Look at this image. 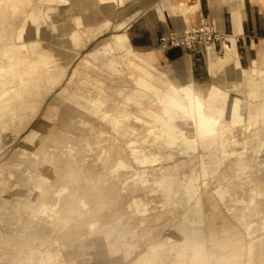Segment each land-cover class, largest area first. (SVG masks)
Instances as JSON below:
<instances>
[{"label":"rangeland","instance_id":"374dc122","mask_svg":"<svg viewBox=\"0 0 264 264\" xmlns=\"http://www.w3.org/2000/svg\"><path fill=\"white\" fill-rule=\"evenodd\" d=\"M92 1L69 0L65 4L54 6L52 10H49V16L45 25H43L45 35L40 36V10L33 0H0V67L3 66L2 68L7 69V65L10 64L11 58L5 53V48H7L8 53L14 56L20 63L18 68L20 71L13 67L15 69L14 79L22 80L23 83L17 92H9L0 100V264H53V260H55L54 264H193L198 260V256L193 254L194 250L164 253L161 258L148 257L160 247L157 244H161L163 248H170L174 246L173 243L175 241H180L184 239L186 234L192 233L191 229L185 228L184 230L181 226V217L168 222L167 216L164 217L162 215L158 216L154 222L142 226L135 224L133 222L134 219L129 222H118L114 225L115 235L107 237L106 242H104L103 235L106 233V229L102 226L101 232L95 233L92 236L83 234V236L79 237L83 232L82 229L73 228L70 230L72 236L64 241L57 239L43 245L41 240L36 238L32 243L26 241V243L15 244L16 239L33 232V228H31L32 223L27 220L32 219L31 216H28L29 213H37V207L32 206L31 202L40 203L37 195L28 194L24 196V193L30 192L31 187L27 177L39 175L40 169L32 162L34 160H30V152L25 150L26 148L22 146V143L35 128L42 127H49L55 131L57 129L59 134L58 136L49 135L52 131L49 130L48 135H36L34 137L36 144L43 141L59 145L90 144L109 147L110 142H104L103 139L110 140L114 137L117 138V144L115 145L117 149L121 147V143H128L130 156L136 164V170L133 173L136 177L138 175H146L148 169L144 167L151 165L143 163V160L146 163L154 160L157 164L154 168L163 170V167L169 166L177 158L189 156V149L195 147V151L193 150L192 152V164H190L193 168V173L198 175V177L194 180L192 193L189 194L193 196V199L183 200V206L186 205L193 209H198L200 206L206 208L208 213L206 226L210 222L209 216H212L214 219L213 228L220 236L224 227L227 226L231 229V234L235 235L237 239L241 240L243 238V246L239 247V249H224L223 247L213 246V243L209 241L211 246H208L209 248L204 247L206 249L202 250L204 251V255L207 256L206 264H232V259L238 258V252L242 254L241 257L243 258L242 260H245V264H248L249 257L247 252L249 240L250 237L257 236L258 231L251 230V233L247 231L242 221H235L232 218L231 211L240 205L241 210L246 211L247 207L245 203L249 205L250 209L261 208V198L257 197V195L263 193L252 191V184L248 181L247 177L239 178L240 183H245L244 190L239 189L235 185L231 187V175L227 173L230 170L228 166L234 162H241L244 165L260 162L264 166V117L258 120L256 124L254 119L248 118L249 112L252 109L251 104H247L243 110L242 103L236 100L232 105H222L214 102L209 109H203L205 107L203 104L196 105V108L203 109L200 113L202 116L208 114L210 118L200 119L199 121L194 120L192 123H189L190 120L187 119V116H189L187 112L190 111L188 108L184 110V107L181 108L182 111H179L178 115L184 116L186 120L178 119L173 123V126L172 118H169V114L160 113L163 118L161 120L157 119L160 122L159 127L143 118L139 120L133 119L132 115L134 113H138L140 117L142 116L134 106L122 103V98L131 89L130 86L135 85L139 92L147 96L148 94L151 96L153 94L149 99L156 101L158 96L162 97L166 95V90L160 87L145 88L144 79L135 73L134 65L132 64L135 55L130 51L125 54V51H121L120 46L113 42L108 41L95 52H92L96 60L93 61L94 63H86L87 55L85 54L88 51L93 50L107 40H111L114 34H120L116 33L118 29L114 26L115 21H113V24L105 33L93 40L85 49H79L70 44L68 34L66 33L74 27V24L70 23V16L82 13L79 5L73 4L81 2L89 4ZM21 3L23 4L20 5ZM92 4L94 3L92 2ZM28 7H32L30 12L27 11ZM84 11L85 15H82L83 18L89 20L87 22L84 20L85 24L87 26L98 24L100 29L96 31V34L102 32L106 27V23L102 25L99 23L101 19L105 18L100 7L94 4L90 9L84 8ZM23 13L26 14L25 18L23 17ZM40 41L53 49L63 66L68 65L64 71L66 74L65 80L48 97L36 118L34 117L37 115V111L35 114L32 113L35 115L33 118L26 111H22L24 117L30 116L26 119L10 118L8 120L6 119L8 116H21V114L14 113L12 115L3 112V109H1V106L4 104L3 102L8 101L10 97H19L21 99L20 93L25 88H27V91L30 90V92L34 93L33 89L29 87L31 82L28 78L33 72L35 62L22 55L23 50L21 49L30 47L32 42L39 43ZM45 54L56 59L51 52H45ZM127 57L131 60L129 61ZM95 62L98 68H96ZM103 63H107L108 71H110L109 69H113L116 73L113 72L110 75L109 72L103 69ZM121 65H125L128 71L120 72ZM222 73L224 72L217 73V78H215L216 76H210L205 82H214L216 79L220 80L221 75H223ZM128 75L135 77L134 82L127 80ZM225 85H229L228 80H226ZM36 88L38 87L36 86ZM124 89L126 90L125 94ZM231 93L233 96H238L246 102L247 95L245 91H237L235 89ZM218 94L219 92L214 90L211 96L209 95L208 100L218 101ZM97 96H101L102 98L103 107L100 110H103V112L114 113L113 109L118 107L124 108L123 106L126 107L124 109L129 111L130 117L125 122V126L128 128L127 134L125 133L126 130H123L126 135L121 130L109 128L107 125L108 120L76 118L77 113H87L96 108L92 100ZM210 97L214 98L210 99ZM216 97L218 98L216 99ZM107 100H112V102L108 103L106 102ZM153 104H157L156 106H159L162 111L165 109V106H168V104H159L158 102ZM100 106L98 104L97 107L99 108ZM262 106L264 108V102ZM50 107H54L57 113H54L51 119L41 120ZM226 111L229 112L225 113ZM217 112H221L220 118ZM226 116H232L233 119H228ZM262 116H264V111ZM172 127H176V132H180V134L172 135ZM260 132L261 135H259ZM51 137L62 138L65 142H61L59 138L54 141ZM89 137L91 141L86 140ZM201 143L207 145L206 151H200ZM30 145L27 147H30ZM16 149H18L17 152H15ZM137 149H140V151ZM13 153L14 155L11 157ZM108 153H115V151H109ZM40 154L43 156V152H40ZM182 160L179 159L178 162ZM15 161L17 163H14ZM201 167L203 168L202 179L207 181L202 185L199 183ZM78 171L79 174L83 173L80 169ZM255 172L258 174L257 177L261 178L264 173L263 167L260 169L255 168ZM48 175L49 180L47 179V181L49 183H46L45 186L52 184L57 186L61 184L58 174L55 176L51 170ZM86 175L90 176V172ZM56 177L58 178L56 179ZM257 177L250 180H256ZM85 179V176L79 177L75 186L72 184V188L75 187L76 190L74 192H65L64 205H62L61 209L64 207V212L66 213L65 220L67 221L75 219L74 216L69 215L72 208H75L70 203L73 201L75 195L77 197L83 196L81 194H84V192L78 189V187L79 185L86 186L85 182H83L86 181ZM69 184L71 185V183ZM160 186L162 185L160 184ZM204 193H207V199H197ZM88 194L87 192L86 195L89 196ZM23 197V200L18 199H22ZM251 199L254 200L252 201ZM47 200L51 201V197ZM101 200L104 203L107 199ZM178 202L179 200L172 201L174 203L173 206L178 205ZM11 208H15L17 211L16 215L19 216L17 217V222L13 220L12 224H10ZM222 209H225V211L223 212ZM113 210L115 211L116 209ZM194 213L196 214L189 215V218L192 219L193 223L200 222L199 215L197 212ZM243 217L244 215H240V218ZM33 218L38 221L40 220L39 216ZM223 219L226 220L223 221ZM223 222L225 224H222ZM38 228L43 233L50 232L47 226ZM200 231L203 235L204 228L201 227ZM122 232L124 234L123 238L120 236ZM196 232L198 233V230ZM118 234L119 239L117 241ZM257 246H260V244H257ZM149 247L151 248L148 249ZM260 251V248L255 251V254L251 258L253 260L249 264H258L264 260V255L262 253L259 254ZM32 252L31 256L33 258H30L29 255ZM30 259H34L33 262H30ZM235 264H239V261H236Z\"/></svg>","mask_w":264,"mask_h":264},{"label":"crops","instance_id":"0c3cea01","mask_svg":"<svg viewBox=\"0 0 264 264\" xmlns=\"http://www.w3.org/2000/svg\"><path fill=\"white\" fill-rule=\"evenodd\" d=\"M68 1L69 0H33V2H35L34 4L39 6L40 10V36L45 35L43 25H45L49 16V10H52L56 5L65 4ZM92 2L97 4L101 11H103L105 18L101 19L99 23H101V25L106 23V27L102 32L96 34V31L100 29L98 24L87 26L82 13L79 15H71L70 23L74 24V27L67 32L65 31L68 34L70 44L79 49H85L93 40L105 33L111 27L113 21H115V28L118 29L116 33L120 34H114L111 40L101 43L93 50L88 51L85 55L95 52L108 41L113 42L118 44L121 51H125V54L130 51L135 57H138L156 72L163 75L169 83L177 88L185 87L186 89L198 90L204 94L207 100L209 95L211 96L213 91L216 90L219 92V99L218 101L211 100L213 103L217 102L222 105H232L238 100L242 103L244 107L243 110L247 104H251V106L255 104L257 111L255 119H257V121L261 120L263 117L262 103L264 102V97L250 98L247 95L248 87L243 86L241 80L246 72L256 71L257 67L261 69L262 75L264 76V0H93ZM92 2L89 4L81 2L73 5H79L80 9H90V7L94 5ZM31 9L32 7H28L27 11L30 12ZM23 14L25 18L26 14ZM201 20L212 23L220 32L230 35L229 46L234 53V65L236 64L238 67V69L236 68L237 70H235L236 77L227 73L229 69L212 68L211 61L216 62L219 57H224L218 55L213 48H209L203 55L199 54L195 56L181 48L163 49L160 47V38L162 36L167 35L173 30L183 31L187 27L199 25ZM81 40L85 41L86 45ZM21 50H23L22 55L35 62L33 65V72L28 78L31 82L29 87L33 89L34 93L30 92V90L27 91V88H25V90L20 93V104L12 108L15 112L9 110L11 107L8 108L7 111V107L13 104L12 97L8 98V101L3 102L4 104L1 106L3 112L12 115L14 113L21 114V116H8L6 117L8 120L10 118H28L30 115L24 117L22 111H26L30 114V112H32L30 107L32 105L36 106V110H34L33 113L35 114L37 111V115L31 116L32 118L34 116V118H36L41 112L48 97L65 80L66 74L64 71L66 67H68V65L63 66L60 62V58L55 54L53 49L44 45L41 41L39 43L32 42L30 47L28 46ZM45 52H51L56 57V63L46 64L45 59H43ZM128 60L130 61L131 59L128 58ZM121 71H128L125 65H121L120 72ZM221 72H224L220 77L221 81L216 79L214 82H205L210 76L215 77L217 73ZM223 76L224 79H222ZM49 77L58 78V84L51 90L47 84V79ZM217 77L218 76L215 78ZM127 80L134 82L135 77L128 75ZM226 80L229 81L228 86L225 85ZM251 82H253V79L249 78L248 84H251ZM36 86L38 88H36ZM65 87H67V85H65ZM130 87L131 89L128 90L127 93L124 89V94L126 93V95L122 98V103L134 106L142 116L140 117L138 113H134V115H132L133 119L139 120L143 118L158 127L160 126L158 120L163 118L160 113L170 115L169 118H172V126L178 119H185L184 116L178 115L179 113L173 110L174 105L172 106L173 111L171 113H164L159 106H156L157 104H153L158 102L159 104L163 103L169 105L167 101H161V99H166L165 95L162 97L158 96L157 101L154 99L151 100L149 97H152L153 94L152 96L150 94L147 96L139 92L135 85ZM235 89L237 91H245L248 101L246 100L245 102V100L240 97L233 96L231 92ZM181 93L184 95L183 91H181ZM213 98L214 97H210V99ZM217 98L218 97H216V99ZM106 102L109 103L112 102V100H107ZM116 102L120 103L118 101ZM123 107L126 108L125 106ZM166 107L168 106L164 108ZM225 107L228 109L227 106ZM155 108L158 109L156 112L154 111ZM124 110L130 114L129 111L126 109ZM227 112L229 111L225 113ZM54 113H57V111L54 110V107H50L41 120L53 118L52 115ZM187 113L188 115L191 114L190 112ZM77 114L76 118L78 119L104 121L112 120L114 115L112 112H103V110L100 112L90 110L87 113ZM226 118L233 119L232 116H226ZM49 130L52 129L49 127L35 128L22 143V146L26 148L25 150L30 152V160H34L36 163L34 161L32 162L40 169L39 175H30L27 177L31 187L30 192L24 193V196L28 194L37 195V199L40 203H35V201L31 202L32 206L37 207V213H29L28 216H31L32 219L27 220L32 223L31 228H33V232H30L31 234L25 235L22 238L16 239L15 244H21L22 242L26 243V241L32 243L36 238L40 239L43 245L50 241H56L57 239H62L64 241L72 236L70 230L73 228L82 229L83 232L79 237L83 236V234L92 236L95 233H100L102 226L106 229V233L103 234L105 240L103 241L106 242L107 237L115 235L114 225L118 222H129L134 219L133 222L135 224L142 226L154 222L158 216L162 215L164 217L167 216L166 219L168 222L178 217L185 219L187 224L185 228L191 229L192 233L196 234V239H189L192 233L186 234L184 239L175 241L173 243L174 246L184 248L194 244L205 247L209 246L207 238L208 226H206L208 220L207 209L202 206L198 209H193L186 205L183 206V200L193 199V196L189 194L192 193L194 180L198 177V175L193 173V168L191 166L193 159L192 152L193 150L195 151V147L189 149V156L177 158L172 161L169 166L163 167V170L154 168L157 166L154 160L148 163L143 160V163L151 165H146L144 167L148 169L146 175H138V177H136L133 174L136 170V164L130 156V147L128 143H121L119 149L115 148L116 146L112 147L111 139L107 140L105 138L103 141L110 142L109 147L90 144H49L41 140V143L36 144V139L34 137H36V135H48ZM56 132L59 134L57 129ZM173 134H180V132H176V127H172V135ZM227 135H229V133H227ZM259 135H261V132ZM86 140L91 141L90 137ZM99 141L101 142V140ZM29 145L30 147H27ZM249 145L251 144L249 143ZM206 147V144L201 143L200 151H206ZM18 149H16L15 152H17ZM137 150L140 151V149ZM109 151H115V153L109 154ZM40 152H43V156H41ZM14 153L11 157H13ZM26 157L28 159L27 155ZM179 159L183 160L178 162ZM14 163L17 162L15 161ZM80 168L87 169V173L90 172V176H85V180L88 179V183L90 184L89 188L86 190L78 187V189L84 192V194L81 195H86L88 192L90 194L89 197L96 196L100 199H107L104 201L105 204L109 201L113 202V204H115V209L120 211V214H118L116 218L109 220L105 217V220L96 222L89 221V223H80L75 219L65 220L66 213L64 212V207L61 209L62 205H64L65 192H74V190H76L75 187L72 188V184L75 186L78 181L77 179L79 177H84L82 174H79L78 170ZM51 170L55 176H57V174L59 175V179H61L60 185L54 186L52 184L45 186L46 183H49L47 179L49 178L48 174ZM102 175L101 184L103 187L92 186L93 182H97V179ZM199 176V183L201 185L207 182L202 179V167ZM57 178L58 177H56V179ZM69 183H71V185ZM160 184L162 186H160ZM102 194H106L107 196ZM49 197H51V201L47 200ZM79 197L74 196L70 204L74 206L75 201H77ZM18 199L23 200L24 197ZM197 199H207V193L200 195ZM175 200H179V202L178 205L173 206L174 203H172V201ZM11 210L10 224L13 223V220L17 222V217H19L16 215L17 211L15 208H11ZM222 211L224 212L225 209H222ZM194 212H197L200 217V222L198 223H193L192 219L189 218V215L192 216L196 214ZM143 214H150V217L146 220H141L139 217ZM35 216H39L40 220L34 219L33 217ZM42 226H47L50 232H41L38 227ZM201 227L204 228L203 235L200 233ZM197 230L198 233L196 232ZM120 236L121 238L124 237L123 232ZM118 239L119 234L117 241ZM157 245L163 247L161 244ZM150 248L151 247L148 249ZM32 254L33 252L29 255L30 258ZM241 255L242 254L238 252V258L232 259V264H235L236 261H239V264H245V260H242L243 258ZM33 260L34 259H30L29 261L33 262ZM52 262L54 264L55 260ZM258 264H264V260Z\"/></svg>","mask_w":264,"mask_h":264},{"label":"bare ground","instance_id":"6f19581e","mask_svg":"<svg viewBox=\"0 0 264 264\" xmlns=\"http://www.w3.org/2000/svg\"><path fill=\"white\" fill-rule=\"evenodd\" d=\"M23 3H21L20 5H22ZM82 10V15H85V11L84 8H81ZM85 20V19H84ZM86 22L89 20H85ZM41 30V29H40ZM79 37V36H77ZM81 39V37H80ZM80 41V40H78ZM82 42L85 41L81 40ZM229 41V40H228ZM225 42V54L224 55H220V56H224V57H219L218 60L216 62H212L211 61V66L213 69H229V74L235 76V70L238 69V67L236 66V64L234 65V53L233 51L230 49V44L229 42ZM75 43V42H74ZM80 43V42H79ZM83 44V45H84ZM86 45V44H85ZM82 48V46H81ZM209 49V48H208ZM211 49V47H210ZM5 53L8 57L11 58L10 60V64L7 65V69H4L2 67H0V100L4 97V95H6L9 92L15 93L18 91V89L20 88V86L23 84L22 80L19 79H14V71L15 68H17L18 71H20L18 68L20 66V63L16 60V58L14 56H12L11 54L8 53V49L5 48ZM219 55V54H218ZM45 59V63L47 64V62L50 63H56V59L50 57L48 54H45L44 58ZM96 60V57L93 56V53L87 54V58H86V63H94L93 61ZM134 62H132V64L134 65V70L135 73L138 74L142 79H144L145 81V88L149 89V88H155V87H160L164 90H166V99H161V101H167L169 103L168 107H166L163 111L164 113H171L173 110H175L176 112H179V110H181L182 107H184L186 110V108H188V110L190 111V115L187 116L188 120H190L189 123H192L194 120H200V119H209V115L207 114L206 116H202L200 113L203 111V109H209L210 106H212L213 102L211 100H207L204 97V94L198 90H194V89H186L185 87L182 88H177L175 86H173L171 83H169V81H167L165 79V77L163 75H161L160 73L156 72L152 67H150L148 64H146L145 62H143L142 60H140L138 57H135ZM96 64V62H95ZM103 69H105L107 72H109L110 75L113 74V72H115L113 69H109L110 71L107 70V63H103L102 65ZM96 68H98L97 64H96ZM100 68V67H99ZM237 68V69H236ZM102 69V68H101ZM13 73V74H12ZM116 73V72H115ZM113 77V76H111ZM249 78L253 79V82H251V84L249 83ZM224 79V76L223 78ZM47 84L50 87V90L56 86L58 84V78H52L49 77L47 79ZM241 84L243 86L248 87V92L247 95L250 98H256V97H260V96H264V76L262 75V71L259 67H257L256 71H251V72H246L243 79L241 80ZM100 85V82H99ZM235 86V85H234ZM181 91H183L184 95L181 93ZM13 100V104H10L7 107V111L8 108H10V111H14V109H12L15 105H19V97L16 98H12ZM95 103L96 108L93 110L95 112H100L101 108L103 107V101L101 96H97L95 99L92 100ZM188 102V103H187ZM101 106L98 108L97 106ZM201 105L203 104V106H205L203 109L200 108H196V105ZM173 110H172V106ZM36 106H31L30 110L32 112H30V115H33V111L36 110L35 108ZM158 109H154V111L156 112ZM183 110V111H184ZM114 112V116L112 120H108L107 125L109 128L113 129V130H121L123 134H127V127L125 126V122L126 120L130 117L129 114L123 109V108H115L112 110ZM262 111H264V108L262 106ZM15 112V111H14ZM193 112V114H192ZM33 113V114H32ZM256 105L253 104L252 105V109L249 112V118H252L255 120V123L257 124V119L256 118ZM217 114H219V118L221 117V112H217ZM264 117V116H263ZM218 120V119H215ZM123 130H126V132L124 133ZM125 134V135H126ZM50 135H54V136H58V133L56 131H51ZM59 138V137H51V139H53L54 141ZM61 142H65L64 139L59 138ZM49 140V139H48ZM112 141V147H114L117 144V138H111ZM32 165V164H31ZM229 172L227 174L231 175V187H233V185L237 186L239 189L244 190V186L245 183H240L239 178L241 177H247L251 182V189L252 191H256V193H263V194H259L257 195V197L261 198L260 201V207L261 208H251L249 207V205L247 203H245L246 205V211H242L241 210V205L238 206L236 209L231 211V215L232 218L235 219V221H239L243 223L245 229L247 231H249L251 233V230L254 231H258V235L254 236V237H250L249 240V246H248V257H249V263L253 260L251 259L253 257V255L255 254V251L260 248L261 251L259 252L262 253L264 255V173L263 176L261 178L257 177L258 174L255 172V168L260 169L261 167H263V172H264V166L261 165L260 162H257L256 164L251 163L249 165H244L241 162H237V163H233L230 164L229 166ZM80 170L83 171L82 176H87V169L84 168H80ZM254 177H257L256 180H250ZM103 175L101 177H99L97 179V182H93L92 186H96V187H103L101 184ZM86 186H79L82 189H86L89 188L90 184L88 183V179L85 182ZM102 189V188H101ZM98 191V190H96ZM90 195V194H88ZM76 196V195H75ZM92 198V199H91ZM94 199V201H93ZM99 200V201H98ZM252 201L254 199H251ZM251 201V202H252ZM92 203V204H91ZM75 208L73 207L71 212L69 213V215L74 216L76 221H79L80 223H89V221L91 222H96V221H100V220H105V217H107V219L112 220L114 218H116V216L118 214H120V211L117 210H113L115 209V204H113V202H108L107 204L103 203V201L96 196H87V195H83L81 197H79L77 199V201H75L74 203ZM243 206V205H242ZM114 207V208H113ZM112 208V209H111ZM114 211V212H113ZM240 215H244L243 218H240ZM110 217V218H108ZM150 217V214H143L141 215L139 218L141 220H146ZM213 217L209 216V224H208V228H207V238H208V242H212L213 246H219V247H223L225 248H238L243 246V238L240 240L239 238L237 239V237L233 234H231V229L227 226L224 227L223 231H222V235L220 236L218 232L215 231V229L213 228L214 224H213ZM226 219H223V221H225ZM90 222V223H91ZM222 224H225L224 222ZM181 226L183 228H185L187 226L185 219L182 218V224ZM199 237V236H198ZM189 239H196V234L192 233L191 237ZM209 242V246L210 245ZM257 244H260V246H257ZM205 246H199V244H194L192 246H189L187 248L184 247H178V246H173L170 248H163V247H158V249L154 252H152L148 257L150 258H155V257H159L161 258V256L164 253H175V251H188V250H194L193 254L198 256V260L195 261L193 264H206V260H207V256L204 255V251L206 248H204ZM209 248V247H207ZM197 249V251H196ZM199 249V250H198ZM166 251V252H165ZM218 257V256H216ZM248 263V264H249ZM153 264V263H151Z\"/></svg>","mask_w":264,"mask_h":264},{"label":"built area","instance_id":"2783aa9c","mask_svg":"<svg viewBox=\"0 0 264 264\" xmlns=\"http://www.w3.org/2000/svg\"><path fill=\"white\" fill-rule=\"evenodd\" d=\"M229 37V34L220 32L212 23L201 20L199 25L187 27L183 31L173 30L162 36L160 47L163 49L181 48L195 56L203 55L211 47L219 55H224V44Z\"/></svg>","mask_w":264,"mask_h":264}]
</instances>
